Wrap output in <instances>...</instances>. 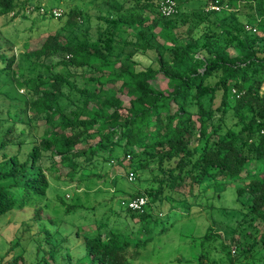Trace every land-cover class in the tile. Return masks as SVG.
I'll return each mask as SVG.
<instances>
[{"label":"trees","instance_id":"trees-1","mask_svg":"<svg viewBox=\"0 0 264 264\" xmlns=\"http://www.w3.org/2000/svg\"><path fill=\"white\" fill-rule=\"evenodd\" d=\"M29 1L0 0V16L37 9L40 15L58 19L57 29L36 47L26 44V58L42 68L36 76H24L15 54L0 47V87L13 75L20 86H27L36 97L26 105L34 118L45 119L46 127L41 138L28 139L26 128L18 124L30 122L26 114L27 119L16 117L7 129L11 136L1 139L0 215L38 207L47 197L51 184L41 163L45 151L60 154L70 181L101 177L94 163H113L116 157L131 168L127 179L137 169L150 168L153 174L150 193L138 190L126 197L149 198L144 211L127 206L130 216L142 224L140 230L148 233L158 225L161 216L152 215L153 204L169 202L164 209L190 211L199 205L196 189L203 193L232 186L245 207L241 224L246 225L239 230L245 231V239L236 245L238 253L248 255L256 246L264 249V231L258 228V222H264V0H228L236 10L227 16L212 9L188 14L177 0L178 12L165 16L162 0H119L102 11L99 22L90 23L95 34L87 28L82 37L79 25L92 22V17L80 5L68 4L56 17L53 9L58 7H35L27 5ZM248 24L256 30H248ZM199 27L203 29L197 35ZM123 32L133 38L122 37ZM116 43L122 45L118 55L124 57L115 54ZM150 52V64L141 66L139 57ZM70 93L80 102L68 113L62 101ZM15 129L18 136L13 135ZM240 135L242 142L237 141ZM84 143L86 149L79 150L78 144ZM78 207L67 205V210ZM105 228L100 222L96 233L84 234L86 254L74 263L72 253L66 256L61 244H52L51 232L44 238L51 245H38L36 253L43 249L40 261L46 264L57 261L59 253L68 264H130L131 247L152 237L136 241L131 239L136 229L125 234ZM204 238L218 240L221 234L210 227ZM18 242L0 253V264H18L24 257V250L14 252ZM221 246L227 250L225 263L201 254L198 264H236L229 245Z\"/></svg>","mask_w":264,"mask_h":264},{"label":"rangeland","instance_id":"rangeland-1","mask_svg":"<svg viewBox=\"0 0 264 264\" xmlns=\"http://www.w3.org/2000/svg\"><path fill=\"white\" fill-rule=\"evenodd\" d=\"M23 2L24 0H19ZM119 0H31L27 5L44 4L45 7H58L66 10V6L80 5L83 12H89L92 22L81 21L78 31L79 37L84 32L95 34L94 24L100 21L99 15L105 11L111 2ZM181 3L182 12L192 14L198 10H211V1L200 2L197 0H177ZM183 2V3H182ZM207 2V4H206ZM41 5V6H42ZM130 6V4H127ZM62 10V11H63ZM236 10L234 5L230 9L221 10V16H227ZM20 12L19 15L0 16V47L9 54H15L16 65L21 67L24 76H36L41 72V67L33 66L25 56L26 44L30 48L38 46L44 38L56 31L54 25L56 18L43 16L37 9L31 12ZM48 14H52L51 11ZM41 21H37V18ZM203 27L195 30L199 35ZM121 36L126 39H132L130 32H123ZM122 45L116 43L115 54L118 55ZM124 57L125 54L118 55ZM123 58H120V60ZM141 66L146 67L152 59L150 55L139 57ZM121 65L119 62L118 66ZM157 65V64H155ZM120 81H118V84ZM163 83H161L162 85ZM166 83H164L165 85ZM0 141L7 135L9 127L13 126L16 117L20 116L27 119L28 114L31 119L29 123L18 122L19 126L26 128L28 139L41 138L45 129V119L43 117L34 118L32 110L26 105V100L36 97L27 86H20L15 80V76H9L2 80L0 87ZM7 93V94H6ZM125 105L129 104L128 97L123 95ZM80 102L79 97L70 93L69 98H64L62 107L68 113L74 110ZM238 130L240 126L236 127ZM13 135L18 136L19 130L15 129ZM11 135L8 133L7 135ZM244 135H240L238 142H242ZM97 138L90 142L95 144ZM88 144H78L79 150L86 149ZM123 154L120 155L122 157ZM86 157V156H84ZM60 154L53 151H45L41 160L49 180L50 188L41 205L38 207H26L15 209L5 215H0V253L6 251L17 241L18 245L14 252L24 250V257L18 264H46L40 261L41 253H36L38 245L48 248L51 243L44 240L48 232L53 234L52 244L59 247L67 256L68 252L72 253V262L79 256L86 254V247L83 241L84 234H94L100 222L106 225L107 231H121L125 234L135 230L131 239L136 241L145 240L152 236L146 243H139V246H132L128 256L130 264H198L201 254H204L209 260H216L219 263L227 261V250L222 248V242L229 245L231 255L235 257L236 264H264V249L256 246L252 251L245 255L239 251L236 245L241 244L245 235L241 230L246 222L241 224L245 207L237 201L236 191L232 186L225 190H217L216 187L200 192V188L195 190L200 193L199 205H195L189 211L187 208L166 210L170 206L169 202L164 205L153 204L150 211L153 216L157 214L159 223L155 229L146 233L141 229L140 221L130 216L127 206L122 200L138 190L150 193L154 188L153 174L151 169H137L135 179H127V173L131 170L127 167L126 162L119 163L115 157L111 161L94 163V165L103 172L101 177H94L79 181L78 179L70 181L66 172L68 167L60 163ZM102 158V157H100ZM81 160H84L81 157ZM101 164V166H100ZM55 166V169H52ZM151 167L156 168V164ZM96 168V169H97ZM78 181V182H77ZM202 193V194H201ZM248 199V198H247ZM79 204L80 207L67 210V205ZM154 218V217H153ZM137 221V222H136ZM259 223V230L264 231V222ZM140 227V228H139ZM214 233H220L221 238L218 240H208L204 238L209 228ZM78 228H81L78 230ZM139 228V229H138ZM43 239L42 243H36V240ZM49 245V246H47ZM234 249L236 250L234 252ZM63 253H59L58 260L52 264H60ZM236 253H238L237 256ZM12 254L9 256L11 260ZM246 261V262H245ZM68 264V261L64 262Z\"/></svg>","mask_w":264,"mask_h":264},{"label":"built area","instance_id":"built-area-1","mask_svg":"<svg viewBox=\"0 0 264 264\" xmlns=\"http://www.w3.org/2000/svg\"><path fill=\"white\" fill-rule=\"evenodd\" d=\"M212 10L216 11H221L225 9H230L231 4L229 3L228 0H222L220 3L219 0L212 2L210 5ZM42 10L44 9L43 7L41 8ZM160 11L162 12L163 15L169 16V15H174L175 13L178 12V4L176 0H162L160 3ZM53 14L56 17L61 16L62 10L60 8H54L53 9ZM248 30H256V27L248 24L247 25ZM129 180L135 179V175L133 172H130L128 175ZM149 198L146 195H141L138 197H133V198H126L122 200V203L129 208L133 210H139V211H144L146 206L148 205Z\"/></svg>","mask_w":264,"mask_h":264}]
</instances>
